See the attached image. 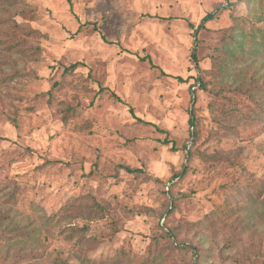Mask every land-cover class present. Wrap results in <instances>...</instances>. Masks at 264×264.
I'll list each match as a JSON object with an SVG mask.
<instances>
[{
	"label": "rangeland",
	"instance_id": "rangeland-1",
	"mask_svg": "<svg viewBox=\"0 0 264 264\" xmlns=\"http://www.w3.org/2000/svg\"><path fill=\"white\" fill-rule=\"evenodd\" d=\"M13 1L0 0V264L264 259V0H230L197 38L189 23L226 1ZM91 197L100 219L76 211Z\"/></svg>",
	"mask_w": 264,
	"mask_h": 264
},
{
	"label": "trees",
	"instance_id": "trees-1",
	"mask_svg": "<svg viewBox=\"0 0 264 264\" xmlns=\"http://www.w3.org/2000/svg\"><path fill=\"white\" fill-rule=\"evenodd\" d=\"M7 1V3L11 6V7H14L16 6V3L13 1V0H5ZM68 3L70 4V6H72V0H67ZM226 1L227 5L226 6H219L214 12H211V13H208L206 14V16L202 19L201 21V24L199 25L198 28H195V26L191 23H189V27L194 31V36L197 38V35L202 31V30H205L207 28V24L209 22H213L215 21L217 18H218V15L226 10V9H231L235 6L234 3H231L230 0H224ZM27 34L28 35H40V32L38 30H34L32 28H29L26 30ZM38 49V48H37ZM39 50V49H38ZM9 52H12V48H9L8 49ZM192 58L194 60V62L197 63L198 59H197V55H196V52L194 51L192 53ZM143 60H147L149 61L150 65L152 68L154 69H158L157 66H155V64L152 62V60L149 58V57H146V58H143ZM77 64H74L71 66V68H75ZM160 73L162 76H168V74H166L164 71L160 70ZM7 77H1L0 78V83H5L7 81ZM179 81H183L182 78H178ZM113 98H115L117 101L119 102H122V100L115 94V93H112L111 94ZM130 113L133 115L134 118H136L135 114H134V110L133 108H130ZM138 121H141L139 118H136ZM190 125L192 127L196 126V123H195V118H194V111L192 110L191 111V118H190ZM164 143L165 144H173L172 146V149H175V144L174 142L170 141L167 137L165 138L164 140ZM190 155V154H189ZM120 168H123L126 172L128 173H131V174H139V173H143V171L141 169H131L129 167H123V166H120ZM187 173V169L184 170V171H181L179 174H177V178H183ZM263 188L260 189V194L262 192ZM257 191L258 190H253L251 192H248L246 194V197H248V199L250 201L254 200V198H258V197H261V196H258L257 195ZM91 201L92 203L89 205V206H86L84 208L82 207H78L76 208V211L79 213V215H83V213L86 211L88 214V216H86L85 218L87 220H95V219H100L103 217L104 215V212H105V208H103V206L101 204H99L94 198L91 197ZM70 214V216H69ZM63 215L64 217H68V218H71L73 217L74 219V216L72 213L69 212V210L67 211L66 208L63 209ZM84 229V228H83ZM73 232H75L76 230L73 228L72 229ZM73 232H72V235H73ZM170 238L169 240H172L171 239V236L172 234H169L168 235ZM80 242L81 244H85L86 241H85V237H81L80 238ZM78 260H79V263L80 264H93L94 262H92L89 258L87 257H78ZM260 261V264H264V259H258V261L256 262L254 260V262H250V261H243L242 264H258V262ZM256 262V263H255ZM54 264H71L69 261H66V260H56L54 262Z\"/></svg>",
	"mask_w": 264,
	"mask_h": 264
}]
</instances>
